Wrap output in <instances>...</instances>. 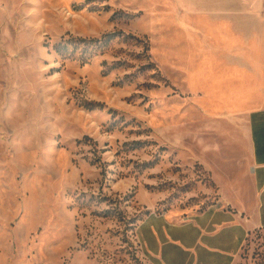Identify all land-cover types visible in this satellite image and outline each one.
I'll return each instance as SVG.
<instances>
[{
	"label": "rangeland",
	"instance_id": "374dc122",
	"mask_svg": "<svg viewBox=\"0 0 264 264\" xmlns=\"http://www.w3.org/2000/svg\"><path fill=\"white\" fill-rule=\"evenodd\" d=\"M180 3L0 0V264H150L144 215L217 200L185 137L216 118L165 76ZM238 264H264V232Z\"/></svg>",
	"mask_w": 264,
	"mask_h": 264
},
{
	"label": "crops",
	"instance_id": "0c3cea01",
	"mask_svg": "<svg viewBox=\"0 0 264 264\" xmlns=\"http://www.w3.org/2000/svg\"><path fill=\"white\" fill-rule=\"evenodd\" d=\"M180 2L165 26V76L216 118L185 137L218 197L178 218L148 212L135 237L150 264H238L264 232V0Z\"/></svg>",
	"mask_w": 264,
	"mask_h": 264
},
{
	"label": "trees",
	"instance_id": "16d2710c",
	"mask_svg": "<svg viewBox=\"0 0 264 264\" xmlns=\"http://www.w3.org/2000/svg\"><path fill=\"white\" fill-rule=\"evenodd\" d=\"M147 67H152V66H150V65L148 64Z\"/></svg>",
	"mask_w": 264,
	"mask_h": 264
}]
</instances>
